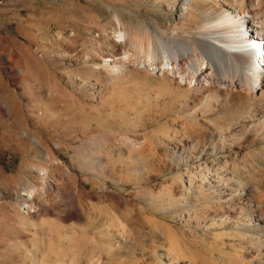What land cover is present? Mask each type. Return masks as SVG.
<instances>
[{
    "label": "rangeland",
    "instance_id": "1",
    "mask_svg": "<svg viewBox=\"0 0 264 264\" xmlns=\"http://www.w3.org/2000/svg\"><path fill=\"white\" fill-rule=\"evenodd\" d=\"M180 1L0 0V264L257 262L264 223L229 225L230 199L264 212V129L229 148L250 100L216 105L139 67L203 30ZM189 128L224 147H192L208 135ZM238 184L252 190L231 198Z\"/></svg>",
    "mask_w": 264,
    "mask_h": 264
},
{
    "label": "bare ground",
    "instance_id": "2",
    "mask_svg": "<svg viewBox=\"0 0 264 264\" xmlns=\"http://www.w3.org/2000/svg\"><path fill=\"white\" fill-rule=\"evenodd\" d=\"M180 4V14H196L203 30L195 32L196 34H173L170 41L160 40L159 46L164 53L162 64L157 65L151 58L153 62H140L139 67L172 82L176 87H185L188 95L211 93L209 98L215 104L221 98L227 102L234 91L245 93L246 99L251 102L250 116L235 118L233 125L229 126L230 148L236 135L248 132L253 126L264 129V0H181ZM126 36L125 31H121V39L114 43L116 51L122 50V42H125ZM102 63L116 74L121 71V66L113 62ZM208 101L209 99L206 102ZM189 132L193 137L210 133L207 130L195 132L190 128ZM215 136H204L192 147H200L202 150L223 148L221 142H214ZM225 136L226 133L220 134L221 138ZM172 148L177 151L182 147L174 144ZM35 189L18 195L21 208L34 195ZM229 190L231 198H234V194H238L240 190L251 191L252 187L238 184L236 189ZM260 222L264 223L260 202L255 204L248 198L229 200V225L233 223L234 229L255 230ZM253 243L254 246L250 247L256 253L253 258L259 257L257 262L254 258L255 264H264V241L257 240ZM250 249L248 248L249 251Z\"/></svg>",
    "mask_w": 264,
    "mask_h": 264
}]
</instances>
